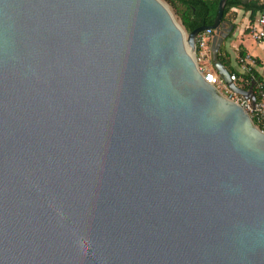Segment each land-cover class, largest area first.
I'll use <instances>...</instances> for the list:
<instances>
[{
    "label": "water",
    "instance_id": "water-1",
    "mask_svg": "<svg viewBox=\"0 0 264 264\" xmlns=\"http://www.w3.org/2000/svg\"><path fill=\"white\" fill-rule=\"evenodd\" d=\"M219 0L211 64L233 28ZM160 0H0V264H264V131Z\"/></svg>",
    "mask_w": 264,
    "mask_h": 264
},
{
    "label": "built area",
    "instance_id": "built-area-1",
    "mask_svg": "<svg viewBox=\"0 0 264 264\" xmlns=\"http://www.w3.org/2000/svg\"><path fill=\"white\" fill-rule=\"evenodd\" d=\"M257 1L264 4V0H257ZM249 29H250V34L256 41L264 42V10L259 13L257 19L249 26ZM213 33L214 30L211 29V27H209L196 36L195 61L200 72L204 77V80L209 84L215 86L217 90L220 91L222 94H223L222 89L225 90L226 91L225 93L228 94V96L226 97L238 103L249 114L254 125L258 129L264 131V82L262 81L254 82V88H253V93L255 95L254 103H252L250 99L244 98L241 95H238L232 92L231 90H229L228 87L221 80V78L218 76V74L214 71L212 66L209 64V61L205 62L209 56V42ZM238 64L240 66L241 72L244 74H248L251 72L254 66V60L244 55L238 58ZM230 81L235 83L236 77L234 74L230 75Z\"/></svg>",
    "mask_w": 264,
    "mask_h": 264
},
{
    "label": "trees",
    "instance_id": "trees-1",
    "mask_svg": "<svg viewBox=\"0 0 264 264\" xmlns=\"http://www.w3.org/2000/svg\"><path fill=\"white\" fill-rule=\"evenodd\" d=\"M184 30L187 33L192 32L200 26L211 27L214 23L219 0H167ZM234 8H241L250 11V17L254 19L257 13L264 10V4L257 0H227L222 20L228 22L232 18V10ZM245 54L240 52L239 56ZM217 59L227 67L230 75L234 74L236 77L235 83L242 89H248L252 81H260L254 69L250 73L244 74L231 67V59L228 52L224 48H220L217 53ZM256 62V61H255Z\"/></svg>",
    "mask_w": 264,
    "mask_h": 264
},
{
    "label": "crops",
    "instance_id": "crops-1",
    "mask_svg": "<svg viewBox=\"0 0 264 264\" xmlns=\"http://www.w3.org/2000/svg\"><path fill=\"white\" fill-rule=\"evenodd\" d=\"M232 13V18L228 22L233 25V28L227 38L222 41L219 49L224 48L228 52L230 59L233 57L237 63L240 52L253 59L254 66L252 69L257 73L260 81L264 82V42L256 41L250 34L249 29V26L257 19L259 13L254 16V19L250 17V11L241 8H234ZM211 41L212 37L209 42V54ZM237 71L241 72L240 66Z\"/></svg>",
    "mask_w": 264,
    "mask_h": 264
},
{
    "label": "rangeland",
    "instance_id": "rangeland-1",
    "mask_svg": "<svg viewBox=\"0 0 264 264\" xmlns=\"http://www.w3.org/2000/svg\"><path fill=\"white\" fill-rule=\"evenodd\" d=\"M160 1L168 7V9L170 10L171 14H172L173 17L175 18V20H176L178 23H180V20L178 19L177 15L174 13L173 9H172V8L170 7V5L168 4V1H167V0H160ZM180 24H181V23H180ZM195 52H196V51H195ZM211 59H212V56H211V53H210L209 56H208V58L206 59L205 62L209 61V64L212 66V64H211ZM231 67H232L233 69H235V70H239V65H238L237 61H236L233 57L231 58ZM222 91H223V94H224L225 96H228V94L225 93V92H226L225 90L222 89Z\"/></svg>",
    "mask_w": 264,
    "mask_h": 264
}]
</instances>
